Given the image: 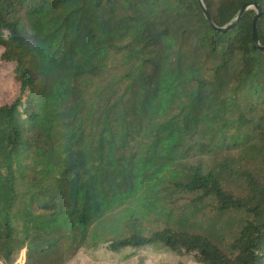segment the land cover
Returning <instances> with one entry per match:
<instances>
[{
    "label": "trees",
    "instance_id": "obj_1",
    "mask_svg": "<svg viewBox=\"0 0 264 264\" xmlns=\"http://www.w3.org/2000/svg\"><path fill=\"white\" fill-rule=\"evenodd\" d=\"M202 1L0 0V264H264V0Z\"/></svg>",
    "mask_w": 264,
    "mask_h": 264
},
{
    "label": "rangeland",
    "instance_id": "obj_2",
    "mask_svg": "<svg viewBox=\"0 0 264 264\" xmlns=\"http://www.w3.org/2000/svg\"><path fill=\"white\" fill-rule=\"evenodd\" d=\"M0 47V54H1ZM18 94V84L9 74L8 67L0 65V106L12 102ZM177 255L164 248L147 247L140 250L127 249L114 254L101 247L97 250L82 251L68 264H196L185 251ZM25 263L23 251L17 264Z\"/></svg>",
    "mask_w": 264,
    "mask_h": 264
},
{
    "label": "water",
    "instance_id": "obj_3",
    "mask_svg": "<svg viewBox=\"0 0 264 264\" xmlns=\"http://www.w3.org/2000/svg\"><path fill=\"white\" fill-rule=\"evenodd\" d=\"M199 2H200L201 6H202V8L204 10V13L206 15V18H207L208 22L213 25L212 20H211V18L209 16L208 12L206 11V8H205L204 4H203V1L202 0H199ZM251 8H254L257 11V15H256L255 21H254L255 22V25H254V35H253L254 47L257 48V49H263L264 50V47H260L259 46L258 37H257V30H256V20H257V17L261 14V9H260V7L255 6L254 4H246L242 8V10L239 12V14H238L236 20L234 21V23H232L228 27H226L224 29H220V30L221 31H225L226 29L231 28L240 19V17L243 14V12L246 11L247 9H251Z\"/></svg>",
    "mask_w": 264,
    "mask_h": 264
}]
</instances>
